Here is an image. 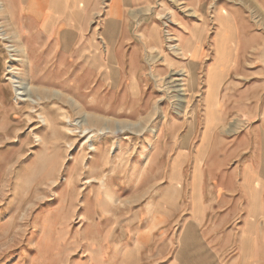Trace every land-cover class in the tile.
Here are the masks:
<instances>
[{"label":"rangeland","instance_id":"374dc122","mask_svg":"<svg viewBox=\"0 0 264 264\" xmlns=\"http://www.w3.org/2000/svg\"><path fill=\"white\" fill-rule=\"evenodd\" d=\"M100 1L103 14L108 0ZM142 2L106 61L113 72L98 74L99 49L74 40L83 33L82 15H71L70 50L59 46L63 39L39 34L26 47L9 2L0 0V264H181L183 215L175 209L164 216L165 236L154 237L161 248L149 254L147 236L151 244L156 227L147 225V209L191 205L192 185L193 203L202 205L203 174L208 204L247 205L246 190L257 207L264 0ZM224 9L235 20L232 58L217 48ZM105 22L93 17L86 41ZM185 46L191 53L183 57ZM217 68V106L206 112ZM183 84L188 95L179 97L175 86ZM29 85L38 99L33 111L14 90Z\"/></svg>","mask_w":264,"mask_h":264},{"label":"crops","instance_id":"0c3cea01","mask_svg":"<svg viewBox=\"0 0 264 264\" xmlns=\"http://www.w3.org/2000/svg\"><path fill=\"white\" fill-rule=\"evenodd\" d=\"M7 1L9 2L8 9L16 16L17 28L23 35L22 39L27 45L26 47L29 46L28 43L31 39L29 35L39 34L47 41L52 39L56 43V37L53 38V35L57 30L61 32L67 29L70 30L69 19L73 12L72 6L75 5L74 0H69V7L67 5L66 9L61 12L53 8L51 4L53 0H33L41 3L39 7L35 8V14L27 10L29 2L32 0ZM64 1L61 0V2ZM83 1V33L79 38L75 37L74 40L85 44L81 46L82 48H89L91 51H94L95 48L99 49L102 59L98 62L100 68L96 69L97 73L101 74L106 71L111 73L113 72L112 65L107 64L106 61L107 59H113V52L116 54V50H119V43L127 29L124 26L125 19L134 16L133 12L140 3H143V0H108L107 10L103 14L99 11L100 0ZM95 16H104L107 22L101 30L96 27L89 41H86L89 26ZM83 35L85 39H83ZM71 41L73 42L72 39ZM60 45L63 46V43ZM108 50H110V53ZM76 56L78 57V55ZM232 71L233 66L226 79L232 76ZM255 163L259 165L256 160ZM259 172L261 173V166ZM202 176V205H194L192 185L191 205H176L174 208L163 205L164 207H160L156 214L153 212L155 211L154 207L147 209V225L156 227L152 228L153 240L151 244L148 243L151 235L147 236L145 247L147 253H153L154 250L157 251L161 248L162 242L157 245L154 237L160 231L163 233L162 236H165L166 231H163V228L170 225V220H167V217L164 216L169 215L171 210L175 211L176 209L177 215H183L184 217L183 229L178 239V258L181 264H264V205H257L255 208L253 205H249L245 188L247 205L208 204L207 195L209 193L204 188V174ZM261 178L264 203V175ZM160 210L167 212L165 214L160 213ZM236 234L238 238L235 240ZM149 254L148 257H150Z\"/></svg>","mask_w":264,"mask_h":264},{"label":"bare ground","instance_id":"6f19581e","mask_svg":"<svg viewBox=\"0 0 264 264\" xmlns=\"http://www.w3.org/2000/svg\"><path fill=\"white\" fill-rule=\"evenodd\" d=\"M53 1H55V0H53ZM75 1V5H73L72 6V11L74 12L75 11V18L74 19H72V18H70L69 19V22L71 21V19L72 20H75V21H78L79 19H80V17H81V15H82V12H83V8H84V1L83 0H74ZM56 3H51L52 4V6H53V8L55 9V10H57L58 12H61V11H64L65 9H66V6L68 5V3H69V0H65L64 2H61V0L59 1H55ZM2 4V3H1ZM184 4V3H183ZM41 5V3L39 2V1H36V2H34L33 0L31 1V2H29V6H28V8L30 7L32 10V13H34L35 14V8L36 7H39ZM198 6V5H197ZM3 8V6H0V8ZM5 7V6H4ZM68 7H69V5H68ZM188 7V6H187ZM28 10H30V9H28ZM186 11V10H185ZM188 11V10H187ZM3 12V10H0V14ZM72 12V13H73ZM213 15H215V14H213ZM195 16V15H194ZM206 19V18H205ZM198 20V19H197ZM115 21V20H114ZM218 21L220 22V23H222V31H221V34H220V37H221V39H222V42H220L218 45H217V48L218 49H223V52H222V54H223V58L225 57V58H228L229 57V55L231 54V58H232V53H234V48H233V43H234V41L236 40V38H234L233 37V35H232V31H233V29H236V27H235V20H234V16H233V14L232 13H230V12H228L227 10H219L218 11ZM116 22V21H115ZM200 22H201V20H200ZM204 21H202V23H203ZM72 23V22H71ZM27 25V24H26ZM76 26V25H75ZM74 26V27H75ZM206 27V24L205 23H203V25H200V24H197V26H196V28H195V31H194V38H193V40H195V43L196 42H199L201 39V34H199V33H201V32H199L198 31V28L199 27ZM188 28V27H187ZM78 29L79 28H77V31H78ZM80 30V29H79ZM200 30V29H199ZM65 32V33H64ZM64 32H61V31H59V30H57V32L55 33V36H56V41L58 40V39H63V47H64V50H66V51H68V50H70L69 49V44L72 42L71 41V39L73 40V38L75 37V35H74V32H72V30H65ZM81 32V31H80ZM21 34V33H20ZM80 35H81V33H80ZM200 35V36H199ZM4 36V35H3ZM9 36V35H8ZM7 36V37H8ZM227 36V37H226ZM12 37V36H11ZM225 37V38H224ZM22 38V37H21ZM237 38H238V36H237ZM6 39V38H5ZM9 39V38H8ZM231 41H229V40ZM69 40L71 41V42H69ZM12 41V40H11ZM186 42V41H185ZM76 43V42H75ZM198 43H196V45H197ZM185 45V44H184ZM196 45L195 44H193V45H191L192 47H196ZM57 46V45H56ZM178 47V46H177ZM13 48H14V46H13ZM79 48H81V47H79ZM179 48V47H178ZM24 49V48H23ZM84 49V48H83ZM14 50H15V48H14ZM25 50V49H24ZM73 50V49H72ZM18 50H16L15 52H17ZM76 52V51H75ZM178 52H180L181 53V55L183 56V57H186L187 55H189L191 52H189V47H180V49H179V51ZM11 53V52H10ZM26 54V53H25ZM74 55H75V53H74ZM77 55V54H76ZM12 56V55H11ZM79 57V56H78ZM14 61H23V60H20V59H16V60H14ZM80 64H82V63H80ZM84 65H85V63H84ZM80 66V65H79ZM221 66H223V64L221 65ZM218 69L219 68H217V73H216V75H213L212 76V80H211V83H212V88H213V91H212V94L210 95V99L208 100H204V103H206L205 104V107H206V112H215V110H216V106H217V103H216V97H217V92H218V81H220L221 79H222V75L218 72ZM5 70V69H4ZM10 74H11V72H10ZM17 78V77H16ZM15 80V79H14ZM23 81V80H22ZM191 82V81H190ZM12 83H17V82H12ZM193 83V82H192ZM30 84V83H29ZM19 85V84H18ZM21 85V84H20ZM25 85V84H24ZM24 85H21V86H24ZM26 85H27V83H26ZM185 85L186 84H183L182 85V89H177V87L175 86V90H176V92L179 94V93H181V92H183L184 93V96H186V95H188L187 94V91L188 90H186V87H185ZM20 86V87H21ZM30 86V85H29ZM18 87V86H17ZM31 87V86H30ZM29 87V88H30ZM16 88V87H15ZM14 90H16L15 91V95L17 96V98L18 97H20V96H25V97H28L27 99H24V100H21L22 102H26V103H29V108L31 109V111H33L34 110V108H31V106H33L34 104H36L37 103V101H38V99L37 98H35V99H32L31 98V96H32V94H33V92H35V90H34V88L33 87H31V89L30 90H28V88H19L18 87V90L17 89H14ZM21 90L23 91V93L21 92ZM31 90H34V91H31ZM26 92V94L24 95V93ZM36 95V94H35ZM179 97H181L180 96V94H179ZM23 98V97H22ZM44 119V118H43ZM45 123H47V120L46 119H44L43 120ZM46 125V124H45ZM78 125V124H77ZM81 124H79V126H80ZM80 128V127H79ZM89 129V128H88ZM87 129V130H88ZM71 131V130H70ZM75 131V130H74ZM86 131V130H85ZM84 131V132H85ZM109 131V130H108ZM107 131V132H108ZM233 131V130H232ZM83 132V133H84ZM106 132V133H107ZM82 133V134H83ZM103 135V134H102ZM91 148H93V150H97V148L94 146V147H91ZM92 151V150H91ZM100 152V151H99ZM258 165V164H257ZM208 166V165H207ZM260 167V166H259ZM258 170H260L259 168H258ZM244 172H245V170H244ZM260 177V176H259ZM244 178V177H243ZM257 178V177H256ZM203 180V179H202ZM256 181H257V179H256ZM244 182V181H243ZM254 182V181H253ZM255 184H257L256 182H254ZM201 185H202V183H201ZM244 186V185H243ZM256 187H257V185H255ZM252 186L250 185V187L249 188H251ZM245 188V187H244ZM262 190H263V187H262V184H261V182H259L258 183V187H257V193H255V194H257V203H258V205L260 204V195H261V193H262ZM256 192V191H255ZM256 196V195H255ZM247 197H248V195H247ZM250 197H251V195H250ZM254 200V199H253ZM251 203V202H250ZM136 243H138V242H136ZM119 246V245H118ZM124 253V252H123ZM116 258V257H115ZM115 260V259H114ZM109 262H111V261H109Z\"/></svg>","mask_w":264,"mask_h":264}]
</instances>
